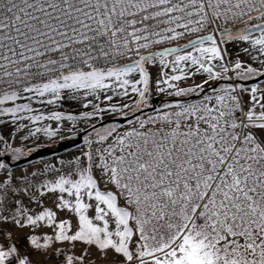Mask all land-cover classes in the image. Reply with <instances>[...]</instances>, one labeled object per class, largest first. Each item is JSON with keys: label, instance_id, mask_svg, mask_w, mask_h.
Masks as SVG:
<instances>
[{"label": "snow or ice", "instance_id": "1", "mask_svg": "<svg viewBox=\"0 0 264 264\" xmlns=\"http://www.w3.org/2000/svg\"><path fill=\"white\" fill-rule=\"evenodd\" d=\"M0 117V264H264V0H0ZM40 121L86 125L43 182L5 159Z\"/></svg>", "mask_w": 264, "mask_h": 264}, {"label": "rangeland", "instance_id": "2", "mask_svg": "<svg viewBox=\"0 0 264 264\" xmlns=\"http://www.w3.org/2000/svg\"><path fill=\"white\" fill-rule=\"evenodd\" d=\"M221 47L222 48L227 47L228 50L232 53L231 57H229L230 59H235L237 54H239V57L242 60L248 59L247 56H245V54L240 51V45L239 44H236V43L222 44ZM188 50L190 51V49H188ZM253 55H255V54L253 53ZM217 70H219V69H217ZM151 71H152V77L154 79L156 77L157 71L155 68H152ZM165 71L170 72V69H165ZM193 71H194V69H193ZM136 78L138 79V75L136 76ZM206 78L207 77L204 74H196L194 77H190L187 80L176 82V83H178L179 86H184V85L192 84L194 82L199 83L201 81V79H206ZM221 83H223V81H221ZM109 94H111V93L109 92ZM130 95H131V93H130ZM152 97H158L161 99L171 98L170 96L167 95V90L163 94L157 93L155 91L154 85H153V89L150 93V99ZM120 100H123L124 103H130L129 100L123 99L120 97L114 98L113 102H118ZM35 106L36 105L34 104V107ZM76 108H77L76 102H72L71 104L69 102H64L63 107L52 106L51 110L66 111V110H75ZM81 110H83L82 106H81ZM87 110H91V109L89 108ZM74 114H77V113L74 111ZM151 114H152V112L146 113L145 115H151ZM119 116H120V114H116V115L108 117V118H116ZM108 118H105V119H108ZM3 119H4L3 117H0V120H3ZM23 123L28 124L27 121H23ZM57 124H58V122H56V121H40L36 125L37 127H42V128L43 127L52 128L57 134L53 135L51 137L45 135L43 132H40V133H37L35 136L30 137L28 139H22L21 137H26L28 130H31L33 128V126L31 124H29L28 129H22L21 132L11 141L14 146L21 147L23 149L25 155L21 156L20 158L27 156L30 153L32 148L45 147V146L53 147L55 143L60 142V141H64V140H66L72 136V134L68 130L72 126L71 122H64V123L60 124L59 128L57 127ZM9 126L14 127L13 125H11L10 121H9ZM126 127H127L126 123L121 126V128H126ZM85 128H86V125L83 122H77L76 127H75V131H76V133H79L81 131H84ZM74 149H80V151L78 153L79 155H76L75 152L69 153V155H67V157L64 156V158H66L65 160H68V159L71 160L75 156H80V153L82 150H87L84 147V143L81 146L76 147ZM74 149H71V150H74ZM0 151H3V145H0ZM7 156H9L11 158L10 154ZM13 169H15V168H13ZM65 213L69 214L67 211ZM69 216H72V215L70 214ZM80 251H81V248L78 247L76 249V254H79ZM90 251L92 252V256L87 257V259L89 261H91L93 259V257H99L100 253L95 248H92ZM41 255H42L41 253H34L32 256V259L39 261L41 259ZM49 264H52V262L50 261ZM96 264H105V262L97 260Z\"/></svg>", "mask_w": 264, "mask_h": 264}, {"label": "water", "instance_id": "3", "mask_svg": "<svg viewBox=\"0 0 264 264\" xmlns=\"http://www.w3.org/2000/svg\"><path fill=\"white\" fill-rule=\"evenodd\" d=\"M261 78H257L256 80H245V81H237V83L241 84V85H245V86H250L253 83H257ZM194 98V97H193ZM174 98H168V99H161V98H157V97H152L151 98V103L153 105V107H160L161 104L167 100H172ZM144 114L146 113H150V109L145 108L143 109ZM137 116L140 115V113H136ZM125 117L123 116H119L116 118H108L105 119L103 121L104 124H110V123H116L120 126H122L123 124H125ZM127 119H131V117H127ZM99 126V125H98ZM90 131V129H89ZM84 135L85 132L81 131L79 133H77L75 136H71L70 138L64 140V141H60L54 144L53 147H35L32 148L30 153L25 156L22 157L18 160H11V158L9 156H6V162L9 164V167L11 169L13 168H17L26 164H29L31 162H34L36 160H40V159H45V158H49L52 156H56L59 155L61 153H64L66 151H69L71 149H74L76 147H79L83 144L84 141Z\"/></svg>", "mask_w": 264, "mask_h": 264}, {"label": "crops", "instance_id": "4", "mask_svg": "<svg viewBox=\"0 0 264 264\" xmlns=\"http://www.w3.org/2000/svg\"><path fill=\"white\" fill-rule=\"evenodd\" d=\"M190 85L191 84L184 85V86H180V87H188ZM79 151H80V149L69 150L67 152L61 153V154L56 155V156H52V157H49V158L36 160L34 162H31L29 164L20 166L18 168L13 169V170L15 172H17L18 174H25V173H29V172L34 171V170L35 171L36 170L37 171H46V170H48V169H50L52 167L57 166L62 161H64L66 159V158H64V156L67 157V155H69V153H74V152L76 153V155H79L78 154ZM36 194L39 195V192H37ZM57 195H58V193H43V197H42L43 204L45 206H48V207H53ZM66 198H67V196H66ZM65 212L58 213V218H61L62 217V218H65V219H72V216H69L70 213L67 214ZM22 231L23 232H27L28 229H23ZM13 238H15V234H14V237Z\"/></svg>", "mask_w": 264, "mask_h": 264}, {"label": "built area", "instance_id": "5", "mask_svg": "<svg viewBox=\"0 0 264 264\" xmlns=\"http://www.w3.org/2000/svg\"><path fill=\"white\" fill-rule=\"evenodd\" d=\"M219 23V26L220 27H227V25H224L222 22H218ZM202 33H197L195 35H200ZM191 38H194V36H190V37H186V38H183L181 40H177V41H172V42H168V43H164L162 45H159L157 46V48L159 47H172V46H176L178 44H183V43H186V40L187 39H191ZM217 39L219 40V36L217 37ZM83 159V157H81ZM72 160V159H71ZM68 161H70L69 159L68 160H64L62 161L60 164H58L57 166L55 167H52L46 171H31V172H36L38 173V176H37V181L38 182H43L44 179H53V173H54V170L55 169H63V168H66L67 165H68ZM29 172V173H31Z\"/></svg>", "mask_w": 264, "mask_h": 264}]
</instances>
